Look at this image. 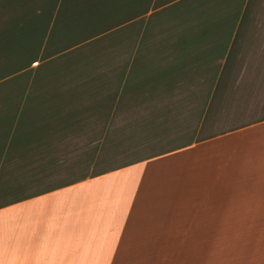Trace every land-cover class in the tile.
Instances as JSON below:
<instances>
[{
	"label": "crops",
	"instance_id": "1",
	"mask_svg": "<svg viewBox=\"0 0 264 264\" xmlns=\"http://www.w3.org/2000/svg\"><path fill=\"white\" fill-rule=\"evenodd\" d=\"M0 264H264V0H0Z\"/></svg>",
	"mask_w": 264,
	"mask_h": 264
},
{
	"label": "rangeland",
	"instance_id": "2",
	"mask_svg": "<svg viewBox=\"0 0 264 264\" xmlns=\"http://www.w3.org/2000/svg\"><path fill=\"white\" fill-rule=\"evenodd\" d=\"M71 37H74V36H71ZM92 44H90V45H88V44H84L83 43V45H82V47H81V49H74L73 47V49H71L72 51L71 52H69L67 55H65V56H63L62 58H59L58 60H56V61H60L61 59H63V60H65V58L66 57H71L72 56V59H74L75 58V56H86V55H88V56H92V55H95L94 53H96L97 54V51H98V49L97 48H99L98 46H96L95 47V50H94V52H93V49H92V46H91ZM75 47V46H74ZM92 49V50H91ZM92 51V52H91ZM71 59V58H70ZM62 60V61H63ZM58 63V62H57ZM56 63V64H57ZM54 65V64H53Z\"/></svg>",
	"mask_w": 264,
	"mask_h": 264
}]
</instances>
